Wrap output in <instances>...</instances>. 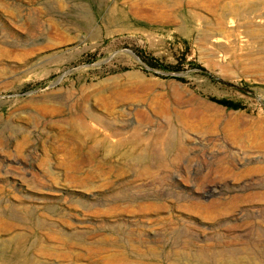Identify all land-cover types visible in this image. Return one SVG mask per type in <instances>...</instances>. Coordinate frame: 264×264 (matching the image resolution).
I'll use <instances>...</instances> for the list:
<instances>
[{
    "label": "rangeland",
    "instance_id": "rangeland-1",
    "mask_svg": "<svg viewBox=\"0 0 264 264\" xmlns=\"http://www.w3.org/2000/svg\"><path fill=\"white\" fill-rule=\"evenodd\" d=\"M261 15L0 0V264H264Z\"/></svg>",
    "mask_w": 264,
    "mask_h": 264
},
{
    "label": "trees",
    "instance_id": "trees-1",
    "mask_svg": "<svg viewBox=\"0 0 264 264\" xmlns=\"http://www.w3.org/2000/svg\"><path fill=\"white\" fill-rule=\"evenodd\" d=\"M212 100L214 102H216L217 104H220V105L225 106V107H228V108H232V109L239 108V105L238 104L233 103L231 101H227V100H217V99H212Z\"/></svg>",
    "mask_w": 264,
    "mask_h": 264
},
{
    "label": "bare ground",
    "instance_id": "bare-ground-1",
    "mask_svg": "<svg viewBox=\"0 0 264 264\" xmlns=\"http://www.w3.org/2000/svg\"><path fill=\"white\" fill-rule=\"evenodd\" d=\"M264 15H261V16H258L259 18H262ZM264 19V18H263ZM75 20V19H74ZM86 24H89L88 22L86 23ZM222 37V36H221ZM216 40L214 39V42H215ZM139 153V152H138ZM145 153V152H144ZM138 158V157H137ZM141 159V158H140ZM19 244H20V246L21 245H23L24 244V241H20L19 242ZM10 262H13V260H10V261H8V264H10Z\"/></svg>",
    "mask_w": 264,
    "mask_h": 264
}]
</instances>
